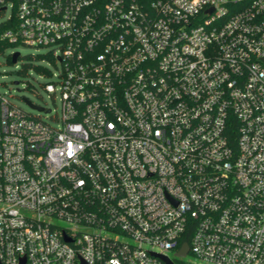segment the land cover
I'll use <instances>...</instances> for the list:
<instances>
[{"label":"built area","instance_id":"built-area-1","mask_svg":"<svg viewBox=\"0 0 264 264\" xmlns=\"http://www.w3.org/2000/svg\"><path fill=\"white\" fill-rule=\"evenodd\" d=\"M0 17L2 51L60 65L53 121L0 92V264H264V0H0Z\"/></svg>","mask_w":264,"mask_h":264},{"label":"rangeland","instance_id":"rangeland-1","mask_svg":"<svg viewBox=\"0 0 264 264\" xmlns=\"http://www.w3.org/2000/svg\"><path fill=\"white\" fill-rule=\"evenodd\" d=\"M2 22L3 18L0 17V25ZM16 52L20 57L13 63L12 55ZM59 70V63L48 55V49L45 47L8 46L3 51L0 49V92L6 94L13 103L33 114L38 112L32 110L27 100L51 108L52 112L45 117L53 121L51 117L59 111L60 101L58 97L54 100L44 90L43 83L52 78L46 71L55 74ZM189 258L190 256L185 260Z\"/></svg>","mask_w":264,"mask_h":264},{"label":"water","instance_id":"water-1","mask_svg":"<svg viewBox=\"0 0 264 264\" xmlns=\"http://www.w3.org/2000/svg\"><path fill=\"white\" fill-rule=\"evenodd\" d=\"M19 56V53L16 52L13 54L12 56V62L15 63L17 61V58ZM188 245L187 244H184L183 248L181 249V251L179 252V254H182V255H185L187 252H188ZM165 259V258H164ZM167 264H173L170 260L168 259H165Z\"/></svg>","mask_w":264,"mask_h":264},{"label":"trees","instance_id":"trees-1","mask_svg":"<svg viewBox=\"0 0 264 264\" xmlns=\"http://www.w3.org/2000/svg\"><path fill=\"white\" fill-rule=\"evenodd\" d=\"M9 45H5V47L3 48V49H5L6 47H8ZM189 239H190V236H187L186 237V241H189Z\"/></svg>","mask_w":264,"mask_h":264}]
</instances>
